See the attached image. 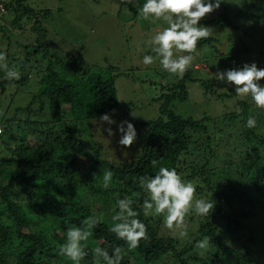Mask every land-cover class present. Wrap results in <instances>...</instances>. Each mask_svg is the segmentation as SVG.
I'll return each mask as SVG.
<instances>
[{
  "label": "trees",
  "instance_id": "trees-1",
  "mask_svg": "<svg viewBox=\"0 0 264 264\" xmlns=\"http://www.w3.org/2000/svg\"><path fill=\"white\" fill-rule=\"evenodd\" d=\"M31 2L0 0V48L22 73L18 81L0 78V264H71L57 255L59 246L66 228L81 225L88 216L102 221L91 230L81 264H98L91 251L98 245L109 251L118 244L126 249L109 231L115 200L128 196L139 208L146 197L137 177L161 165L192 180L194 196L215 200L212 213L196 215L188 229L193 239L210 237V254L202 258L191 253L193 243L161 233L160 216H145L141 208L147 239L127 252L122 264H264V114L258 119L250 100L237 97L234 89L218 93L210 80L193 77L192 66L183 78L175 76L155 88L150 103L157 107L156 117L135 124L139 136L129 146L131 155L106 160L102 144L84 139L79 124L117 110L116 68L95 73L77 64L75 56L53 54L45 23L53 11L36 9ZM4 21L7 28L1 26ZM211 22L231 25L225 10ZM12 39L23 48L21 56L11 47ZM214 42L207 37L198 46L213 47ZM192 82H199L205 97L221 102L233 97L239 111L216 117L179 114L176 104L188 100ZM25 84L31 92L25 105L3 102L8 86ZM249 116L256 118L254 128L246 125ZM104 169L114 174L107 190L101 187Z\"/></svg>",
  "mask_w": 264,
  "mask_h": 264
},
{
  "label": "rangeland",
  "instance_id": "rangeland-1",
  "mask_svg": "<svg viewBox=\"0 0 264 264\" xmlns=\"http://www.w3.org/2000/svg\"><path fill=\"white\" fill-rule=\"evenodd\" d=\"M142 3L143 0H136V7H133L128 0H32L31 2L36 9L53 11L51 19L45 22L49 29L47 41L53 54L62 58L65 55V57L75 56L77 64L95 73L108 66L116 68L118 75L115 77L114 85L119 105L114 113H110L115 123L108 125L98 118L79 124V134L84 139L101 143L103 146L101 156L109 161L121 160L131 155L129 146L117 143L119 140L117 125L125 120L133 123L138 137L139 128L135 124L156 117L157 107L150 103L157 92L156 89L161 84L173 81L176 76L162 70L158 60L149 66L141 63V56L148 51L150 37L161 27L159 21L153 24L138 13L137 8ZM224 10L231 25L209 23ZM262 14H264V0H223L219 9L201 18L200 26L210 27L208 37L214 38L215 42L213 47H201V54L196 56L194 61L196 70L192 72L193 77L210 80L217 87V92L221 93L233 88L212 79L213 73L218 68L223 70L240 67L244 62L252 61H255L258 67H264V48L261 47L264 44V18L258 17ZM6 25L8 24L5 21L1 24L4 28H7ZM14 39L11 40L10 45L16 48L15 52L21 56L24 50L15 45ZM244 48L247 49L246 52ZM236 49H239V52L234 55L232 52ZM261 82L264 83V78ZM187 90L188 100L176 104L177 112L183 116L200 117L202 114H208L210 117H216L230 114L236 109L233 97L225 102L217 100L213 95L205 97L204 89L199 82L189 83ZM6 93L9 96H1V98L3 102L13 107L25 105L31 92L25 84L19 88L8 86ZM9 99H11L10 103ZM253 109L258 112V119L261 117L260 114H264V108H257L253 104ZM107 127L113 129L111 137L105 131ZM260 131L264 132V121ZM160 219L161 233L172 235L165 227L162 216ZM195 219V214L185 217L187 229L193 226L191 222ZM190 235L189 233V237ZM184 239L178 241L182 243ZM238 242L236 240V243ZM260 248H264L262 242ZM191 253L206 258L210 250L194 247ZM168 264L178 263L170 260Z\"/></svg>",
  "mask_w": 264,
  "mask_h": 264
},
{
  "label": "clouds",
  "instance_id": "clouds-1",
  "mask_svg": "<svg viewBox=\"0 0 264 264\" xmlns=\"http://www.w3.org/2000/svg\"><path fill=\"white\" fill-rule=\"evenodd\" d=\"M136 7V0H128ZM223 0H144L137 8L138 13L149 22H160L161 27L150 37L148 51L141 56V63L145 66L159 62L162 70L183 78L186 71L194 66L196 56L201 54L198 42L210 35V27H201L200 20L206 14L219 9ZM207 51V49H204ZM19 65L8 61V51L0 48V70L7 81H18L21 78ZM264 67H258L255 61L244 62L240 67L217 69L212 79L234 89V93L241 99H248L257 108H264ZM239 111V109H236ZM110 112H115L111 109ZM131 115H133L131 113ZM134 116V115H133ZM100 121L108 125L115 123L109 113H103ZM255 116L246 120L248 128L256 126ZM107 135H113V129H105ZM119 140L122 146H130L137 140V131L133 123L125 120L117 125ZM155 166L156 161H152ZM102 185L109 189L114 174L110 169L101 173ZM138 186L142 189L145 199L139 208L134 206L137 201L125 196L115 200L111 215L112 225L109 231L117 240L123 241L126 249L116 245L109 251L106 247L96 246L91 249L98 264H122L127 252L136 249L140 242L147 239V226L140 219V210L147 216L149 213L162 216L164 225L172 233L174 239L186 238L193 246L202 250H209L210 237L200 239L189 237L185 224V217L195 214L206 217L212 213L215 200L194 196L197 186L190 179L181 177L176 168L159 166L150 175L137 177ZM102 218L97 216L85 217L81 225H73L65 230L64 242L59 246L57 255L71 261V264H81L87 256V241Z\"/></svg>",
  "mask_w": 264,
  "mask_h": 264
}]
</instances>
